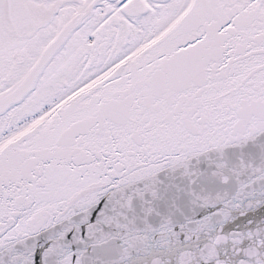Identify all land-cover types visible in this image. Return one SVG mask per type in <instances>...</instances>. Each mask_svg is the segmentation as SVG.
<instances>
[{
  "label": "snow or ice",
  "instance_id": "obj_1",
  "mask_svg": "<svg viewBox=\"0 0 264 264\" xmlns=\"http://www.w3.org/2000/svg\"><path fill=\"white\" fill-rule=\"evenodd\" d=\"M0 264H264V0H0Z\"/></svg>",
  "mask_w": 264,
  "mask_h": 264
}]
</instances>
